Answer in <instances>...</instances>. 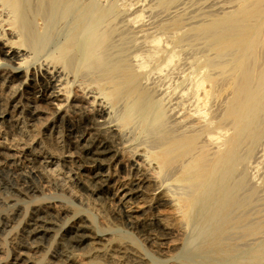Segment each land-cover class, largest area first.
Segmentation results:
<instances>
[{
	"label": "rangeland",
	"instance_id": "rangeland-1",
	"mask_svg": "<svg viewBox=\"0 0 264 264\" xmlns=\"http://www.w3.org/2000/svg\"><path fill=\"white\" fill-rule=\"evenodd\" d=\"M242 1L79 0V3L82 6L95 3L102 8H114L107 23L113 31L102 52L108 51L114 60H122L132 72L139 74L140 92L144 91L151 102H159L165 110L163 129L169 139L203 130L210 116L221 118L232 99V74H221L207 66L208 60L214 59L216 54L206 39L196 36V28L237 10ZM40 4L41 0H29L30 18L35 30L41 33V42L46 41L40 43V52L34 44L19 45V33L10 25L13 19L8 12L10 10H5L0 17V119L3 117L0 143L25 144L31 150L55 153L62 159L57 163V169L69 172L66 175L70 183L58 186L41 175L30 177L36 189L27 190L19 179L21 174H28L30 170L27 153L0 150V264H21L22 261L24 264H122L123 261V264H264V131L258 141L246 140L242 144V161L230 178H233L230 182L232 202L226 218L214 220L207 229L198 220L185 221L175 206L176 201L189 191L187 186L176 182L180 165L160 173L158 164L150 159L151 152L159 149L161 133L144 131L143 117L137 114L123 123L122 119L126 117L123 114L127 113L125 107L130 104L126 101L128 99L122 96L115 103L106 95L109 86L105 95L98 87L100 77L97 72L78 74L60 60V46L66 44L74 21L72 18L59 19L58 16L52 18L48 11L40 10ZM51 23L53 30L48 38L45 28ZM11 47L23 49L24 55L14 62L6 57ZM259 51L263 68L264 40ZM227 59L224 60L231 64L230 57ZM210 75L216 83H206L205 88L211 95L205 104L198 100L204 89L199 92L197 83ZM52 76L54 79L50 81ZM7 78L17 94L5 89L4 79ZM46 89L48 93L58 94V99H42ZM198 105L201 106L199 111ZM202 110L208 114L202 115ZM98 111H104L103 116L100 117ZM18 127L24 130L25 136ZM219 135V140L207 138V135L202 139H208L212 152L229 133L222 129ZM105 142L111 146L110 155L98 161H88L86 152ZM65 156L67 162L63 161ZM137 163L157 176L155 182L143 184L140 188L128 184L143 178L137 172ZM78 168L83 172L90 168L87 174L83 173L89 179L88 188L74 180V172ZM125 184L140 191L139 197L132 200L133 205H143L139 206L140 211L132 220L126 217L119 202V194ZM161 193L166 194L167 199L160 200ZM41 217H44L41 234L38 238H30L27 233ZM146 218L145 222L151 223V227L143 222L142 219ZM156 218H161L168 225L173 222L171 231L167 233L169 236L160 232V224L154 222ZM77 229L89 237L76 248H70L71 234Z\"/></svg>",
	"mask_w": 264,
	"mask_h": 264
},
{
	"label": "bare ground",
	"instance_id": "bare-ground-1",
	"mask_svg": "<svg viewBox=\"0 0 264 264\" xmlns=\"http://www.w3.org/2000/svg\"><path fill=\"white\" fill-rule=\"evenodd\" d=\"M168 1H173V0H168ZM40 8H41L40 10H43V12L48 11V14L50 13L52 15V18L58 16L59 19L60 18H72L74 21V23L70 29L69 38L67 39L66 44L63 46H60V47H62L61 49H59L60 60L63 61L65 63V65L69 66L72 70L76 71V73H78V74L85 72V71L97 72L99 77H100L98 80L100 82L98 84V87L100 88V90L102 92H104V95H105V92H106L105 90L108 89L107 86H109L110 89H108L109 91H108V93H106V95H109L108 96L109 99L111 97V99L115 103L117 101H119V99L122 96L127 98L128 100H126V101L127 102L129 101L130 104L128 105V103H127V108L125 107V109L127 110V113L123 114V115H126V117L122 116V118L123 117L125 118V120H124V118L122 119L123 123L126 124L133 115L137 114L138 116L143 117L142 126H143L144 131L148 130V131H151L155 134L161 133L159 149L151 152L150 159L158 164L160 173H165V172L177 167L178 165H180V166H178V167H180V173L176 179V182H178L180 184H184L185 186H187V188L189 190L183 197H181L175 203L176 209L182 215V218L187 222H190L193 220H198L200 223L202 222V224L206 227V229L209 228L208 225L210 226V224H212V222L214 220H216V219L224 220L226 218V215L228 213L229 207H230L231 202H232V197H231V189L232 188L230 186V182L233 178L231 180H230V178H231V176L233 177V175H235V174L232 175V173H234L233 171L242 161V156H241L242 144L246 140L248 142L258 141V139L262 136V133L264 131V121H262V119L264 117V67L261 68L262 64L260 66V56H258V54L260 53L259 50H260L261 45H262L263 40H264V0H243L241 2V4L239 5L237 10L227 14L226 16L216 18L208 24H203V25H200L196 28V36L199 38L206 39L208 41V45L211 47V49L216 54V57L214 59L208 60L207 66L213 70L219 71L221 74H227V73L232 74V78H234L233 97L230 100L229 104L226 106L221 118L218 119L215 116L214 117L210 116L211 118L209 117L210 119L208 118V120L206 118L207 123H205L206 127L203 130H194L193 132L191 131L190 134H182V135L175 136L174 138L170 137L169 139L167 138L168 135L164 132V129H163V127H165L164 123L166 122L165 121V117H166L165 116V110L163 109L162 105L159 102H151L150 101L151 99L148 98V94L146 95L144 91L140 92V87L138 86V85H140L139 74H135L134 72H132L131 68L128 65H126L122 60H120V59L114 60L111 57V54L110 53L108 54V51H106L105 53L102 52L103 49L106 48V46L109 42V39H110V35L113 31V27H111L107 23H108V19H109L111 13H113L114 8L113 7H109L107 9L102 8L98 4H95V3L89 4L88 6H82L79 3V0H41ZM5 10H10L8 12H10V14H12L13 19H12V21H10V25L19 33V37H20V44L19 45L24 46V45H28V44H34V46H36L35 48H37V52L38 51L40 52V50H38V48L40 47L39 46L40 43L44 44L46 41L41 42V33L38 32L37 30H35L33 22L30 18L29 0H0V17L3 16ZM52 30H53V25L51 23L50 25H48L45 28L46 34L47 33L49 34V35L47 34L48 36L45 34V36H47L49 38L50 34L52 33ZM45 36H44V38H45V40H47L46 39L47 37H45ZM159 40H161V38ZM158 42L161 43L160 41H157V43ZM152 44H154V43H152ZM21 48L22 47H20V49H14L13 47H11L10 50L8 51V53H6V57L8 58V61L14 62L17 59H20V57L24 55V54H22L23 49H21ZM228 57H230V62L232 65L229 62L225 61V60H228L227 59ZM171 60H172V57H171ZM171 60L170 61L168 60L169 61L168 63H171ZM65 65H64V67H65ZM20 68L21 67H19V69ZM53 79H54V76H52V78H50V81H53ZM1 81H2V79H1ZM4 82H5V89H7L10 93L12 92V94H14V95L17 94V91H15L12 88L11 81L8 78L4 79ZM43 83H45V80ZM206 83L215 84L216 79L212 78L211 75L210 76H204L197 83V88L200 89L199 92L202 89H204V94L202 96L199 95L200 93L198 94L200 96V97L198 96V100L200 99V101L201 100L204 101L205 104H206V100L211 95L210 91L206 90V88H205ZM74 84H75V82H74ZM46 92L42 94V96H41L42 99L49 100V99H54V98L58 97V94H56L55 92L48 93V89H46ZM142 92H144V93H142ZM14 100H16V99H14ZM198 107H200V108H198V111L201 110V106L198 105ZM126 110H125V112H126ZM75 111H77V110H75ZM81 112H82V110H81ZM201 112H202L201 113L202 115L208 114V113L204 114L203 110ZM205 112H207V111H205ZM103 113H104V111H98V115L100 117L103 116ZM195 113H197V112H195ZM201 114L199 113V115H201ZM1 115H2V113H1ZM41 115H42V113H41ZM2 118L3 117H1V119ZM9 118H10V116H9ZM136 118L137 117H135V119ZM1 119H0V123H1ZM138 119H139V117H138ZM6 125H8V124L6 123ZM226 126H227V128H225ZM34 128H35V126H34ZM18 129H19L20 133L23 136H25L24 130L22 128H19V127H18ZM27 129H30V128H27ZM222 129L226 130L227 133H229V135L222 141L221 144L218 145L217 150L212 152L211 149H209L208 139H204L207 141H204L202 139L204 138L205 135H207L206 136L207 138L219 140L221 138V135H219L220 130H222ZM31 131H33V130H31ZM188 131H190V130H188ZM3 133L5 134L4 131H3ZM26 133H27V130H26ZM90 133H92V132H90ZM183 133H185V132H183ZM70 134H72V133H70ZM93 134H95V133L93 132ZM111 134H113V132ZM17 135H19V133ZM1 136H2V134H1ZM34 136H35V134H34ZM11 137L13 138V136H11ZM49 137H50V135H49ZM24 139H25V137H24ZM90 139H91V137H90ZM3 140H5V139H3ZM11 140L12 139H10V141ZM39 140L41 141V139H39ZM14 141H16V140H14ZM27 141H30V140H27ZM121 141H123V140H121ZM21 142H22V140H21ZM36 144H38V143H36ZM0 150H3V152H15V151L23 152L24 151L27 153L26 155L28 156V161L31 164V166L29 165L30 170L27 172L28 174L24 173V174H21V176L19 177L20 184L23 187H25L27 190L34 191L36 189V186L33 185L32 178L30 179V177L36 178L37 176H41V175L46 176L49 180H51L53 183H55L58 186H61V183L69 182V177L67 176L68 175L67 173H69V172H67V173L64 172L65 173L64 174L62 171H59L57 169V163L59 162V160L61 161L62 159L56 157L54 155L55 153H51L50 151L48 153H46V152L43 153L42 150H41V152L39 150H31V149L27 148L25 144L20 145L19 143L14 144L11 142H9V143L8 142H1L0 143ZM90 150H88V151L85 150V152L87 151L86 152V159L88 161H98L99 158L101 159L107 155L108 156L110 155L111 146L109 145L108 142H105V143L99 144L98 146L96 145V147L93 150H91V151ZM62 151H64V150H62ZM8 154H10V153H8ZM12 155H14V154L11 153V156ZM141 156H143V155H141ZM66 158H67L66 156H65V158H63L64 162H67ZM26 159L27 158H25L24 160H26ZM70 160H72V159H70ZM107 160H108V158H107ZM9 161H11V160H9ZM108 161H110V160H108ZM11 163H12V161H11ZM16 163H18V162H16ZM137 164H138L137 168H136L137 172L139 174H141V176H143V178L136 179L138 182L132 181L131 183H128V184H131L132 185L131 187L137 186V188H140L143 184L146 185V184L155 182V177H157V176L155 175V177H154L152 174L149 173L150 171L147 172V169H145V166L143 164H141V163L140 164L137 163ZM69 166H70V164H69ZM18 167H20V166H18ZM96 167H97V165H96ZM61 169H62V167H61ZM87 170H90V168L84 169V172L86 174H87V172H86ZM91 171H93V170H91ZM84 172L82 169L78 168V170L74 172V180L79 185L86 186L88 188L89 187V181H88L89 179L87 180L86 179L87 177L85 178V176L83 174ZM14 173H16V172H14ZM37 179H39V178H37ZM96 181H97V179H96ZM119 183H121V181ZM233 183H235V182H233ZM93 185H95V184H93ZM122 187H123V189H121V193L119 194V196H120L119 202H120L121 208L124 210V213L127 214L126 217H128L129 219L132 220V219H134V217H136V214L140 211V207L143 206L141 203H140L141 205H139L140 207L138 205L135 206V205H133V202H132V200L134 198L139 197L140 191L135 190L129 186H126V184ZM38 188H39V186H38ZM236 188L237 187L235 186V189ZM119 191H120V189H119ZM90 193H92V192H90ZM152 193H153V191H152ZM161 194L162 195H161L160 200H163V198L167 199L166 194H163V193H161ZM233 194H235V192ZM107 195H109V194H107ZM98 196H99V194H98ZM91 197H93V196H91ZM112 197H113V195H112ZM112 197H111V200H112ZM141 197H143V196H141ZM136 200H134V201H136ZM157 201H158V198H157ZM219 201H221V203H219ZM113 202H115V201H113ZM170 202H171V200H170ZM115 203H118V201ZM160 203H162V201L159 202V204ZM54 208H56V207H54ZM147 209H149V208L147 207ZM154 211H156V210H154ZM174 212H175V210H174ZM141 215H142V213H141ZM157 215H158V213H157ZM163 215H164V213H163ZM171 216H173V215H171ZM47 217L50 218L49 216H47ZM53 217H55V216H53ZM164 217L166 218V216H164ZM36 218H38V216ZM142 220L144 223H147V222H145V221H147V218L142 219ZM155 221H156V223L158 222L160 224V227H161L160 230L161 231L159 229L158 230L160 232H162L164 234V236H166L167 233L169 231H171L170 225H172L173 220L171 221L172 223L170 225L165 223L161 218H156V219H154V222ZM43 223H44V217H41L37 220V222L35 223V226L31 230L29 229L30 231L27 234H30V238H38V236L42 232V230H40V228L43 227ZM130 224L133 225L131 222H130ZM148 226L151 227V223H149ZM136 227H139V226H136ZM172 227H173V225H172ZM178 227H179V225H178ZM142 228H143V226H142ZM174 232L176 233V231H174ZM90 233L91 232H89L88 234H90ZM42 236H43V234H42ZM71 236L72 237L69 240L70 244L68 245V242H67V245L70 248H76L77 246L81 245L89 237L84 232L82 233V231H80L79 229L75 230L74 233L71 234ZM167 236H169V235H167ZM43 239H44V237H43ZM160 240H162V239H160ZM31 241H32V239H31ZM26 242H27V240H26ZM91 243L92 242L90 241L89 244H91ZM25 245H27V244H25ZM27 248H29V246H27ZM60 252H61V249H60ZM108 252H109V250H108ZM133 252H136V251H133ZM121 255H123V254H121ZM132 258L133 257H131L130 259H132ZM127 259H129V258H127ZM135 260H136V258H135ZM148 260H149V258H148ZM62 261H63V259H62ZM115 262H118V261H115ZM123 262H122V264H123ZM22 263H23V261L21 262V264Z\"/></svg>",
	"mask_w": 264,
	"mask_h": 264
}]
</instances>
